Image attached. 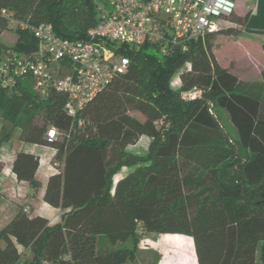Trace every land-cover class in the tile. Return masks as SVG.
Listing matches in <instances>:
<instances>
[{
    "label": "trees",
    "instance_id": "obj_1",
    "mask_svg": "<svg viewBox=\"0 0 264 264\" xmlns=\"http://www.w3.org/2000/svg\"><path fill=\"white\" fill-rule=\"evenodd\" d=\"M5 9L30 24L50 23L69 40L87 39L98 20L94 0H0V57L38 48L35 36L20 29L15 45H4L11 30ZM250 16L230 21L244 26ZM218 33L241 31L231 26ZM213 35L190 42L188 51L172 45L166 55L159 44L124 47L126 73L76 117L64 111L61 93L42 99L28 81L0 88V114L22 130L20 140L55 150L59 170L43 199L65 211L54 226L43 216L17 213L0 231V264L29 255L26 264H126L136 260L144 233L192 238L198 264H257L263 244L264 264V71L258 81L230 73L216 59ZM176 74L182 91L171 87ZM193 89L201 97L184 100L182 93ZM218 111L228 115L235 139ZM50 128L59 133L54 141L46 140ZM143 137L150 140L146 157L130 149ZM10 139L7 131L0 135V150ZM39 167L38 155L21 151L12 171L37 192ZM123 167L129 171L114 181ZM100 238L114 248H98ZM126 242L131 246H118ZM182 264H191L190 256Z\"/></svg>",
    "mask_w": 264,
    "mask_h": 264
},
{
    "label": "built area",
    "instance_id": "obj_2",
    "mask_svg": "<svg viewBox=\"0 0 264 264\" xmlns=\"http://www.w3.org/2000/svg\"><path fill=\"white\" fill-rule=\"evenodd\" d=\"M98 20L85 40L58 36L50 23L38 25L17 19L2 10L11 30L30 31L38 41L33 53L9 51L0 57V88L28 81L42 98L52 93L66 96L64 111L71 117L92 101L119 74L129 68L126 47L159 44L166 55L169 47L204 40L230 27L237 9L236 0H94ZM187 67H190L188 64ZM179 86L181 82L179 79ZM198 89L182 93L184 100H196ZM59 133L50 128L46 140Z\"/></svg>",
    "mask_w": 264,
    "mask_h": 264
},
{
    "label": "rangeland",
    "instance_id": "obj_3",
    "mask_svg": "<svg viewBox=\"0 0 264 264\" xmlns=\"http://www.w3.org/2000/svg\"><path fill=\"white\" fill-rule=\"evenodd\" d=\"M237 9L235 12V17H239L244 19L248 13H252L256 8L257 0H236ZM234 18V17H233ZM233 20V19H232ZM234 26L239 29L242 33L244 30V26L231 22L230 27ZM241 36V34H240ZM239 35H226L216 33L213 35L211 41L214 47V54L216 56L217 61L222 65V67L226 68L233 75L241 78L245 81H258L261 78V73L264 71V56L262 55V51H260L259 44H254L250 40L240 39ZM243 37H246L243 35ZM264 38V35H263ZM18 39V35L14 32V30L4 32L1 40L4 45L8 48H12ZM262 43L264 41H261ZM187 67V66H186ZM179 77L176 76L172 80L171 87L174 91H182L179 86ZM34 92L32 89H30ZM218 114L221 118L223 126L226 131L232 136L233 139L236 138V131L231 125L228 115L222 111H218ZM133 115L140 120H143V116L134 112ZM9 132L11 134V139L3 149L4 158H8V152L12 151L10 148H14L13 151L22 148L23 144L20 140V135L22 134V130L14 126L8 121H5L0 114V135L3 132ZM146 141V140H144ZM24 143V142H23ZM130 149L141 157H146L148 154V144L140 143L135 147H130ZM129 169L127 167H123L119 170L117 174L114 175V181H117L119 178L124 176ZM2 190H0V198L2 197ZM37 192H34L36 194ZM5 200H0V231L7 225V220L11 217L13 206H9ZM29 209L27 210L26 208ZM36 207V206H35ZM32 205H18L16 208V215L20 211L25 212L31 217H34L33 213L30 212L32 209H35ZM43 207H41V213L43 212ZM37 208V207H36ZM65 211H58L51 216L50 226H54L62 222V217ZM15 215V216H16ZM142 234V233H141ZM172 234H157V233H149L142 234L140 236V240L138 243L137 249V258L135 261H129L126 264H182L184 260L188 259L190 256L191 264L197 263V257L195 252L194 241L190 237L181 236L180 238H174L175 236H169ZM4 244L3 242H1ZM262 245L260 244L257 264H263L261 260V249ZM121 247H130L131 242L120 243ZM183 247L186 249L187 254H182V252H178L179 248ZM98 248L100 249H111L112 244L107 242L105 238H100L98 241ZM23 251V248H20ZM178 249V251H177ZM190 254V255H188ZM32 259V256L29 255L25 258L21 259L19 264H26L28 261ZM177 259V260H176ZM183 261V262H182Z\"/></svg>",
    "mask_w": 264,
    "mask_h": 264
},
{
    "label": "crops",
    "instance_id": "obj_4",
    "mask_svg": "<svg viewBox=\"0 0 264 264\" xmlns=\"http://www.w3.org/2000/svg\"><path fill=\"white\" fill-rule=\"evenodd\" d=\"M243 35H245L246 37H243ZM263 35H264V0H257L256 8L251 13V16L247 24L245 25L244 30L241 33V36L240 35L239 36L240 39L246 38L247 40H250L254 44H259L258 47L260 46V51H262V55L264 56V52L262 50V44L264 42L263 43L261 42L264 41ZM141 142L144 144H148L149 146L150 140L146 137H143L138 142V144H140ZM21 143L23 144V146L20 149L13 151L14 148L13 147L10 148V150L12 151L8 152L7 155L8 158L6 159L3 156V149L6 143L0 150V160L5 163L4 170L0 172V190H2L3 192L0 200L2 201L5 200L4 202L9 204V206L10 205L13 206L11 217H9L7 222L8 221L10 222L15 217L17 206L23 204L28 206L33 205L34 207L36 206L37 208L35 207V209H32V211H30L33 213L34 217L43 216L49 219L50 221L51 216L49 215L54 214L55 211L56 212L63 211L61 209H57L48 205L47 203L44 202L43 199L49 177L54 173L58 172L59 170L58 164H54L52 162V159L55 154V150L47 146L26 144L23 142ZM135 146H131V147H135ZM21 151L32 153L40 157V167L36 174V178L40 183V188L36 194H34V191L32 190L29 183L24 181H18L16 175L12 171L13 162L15 160L16 154ZM42 205L45 206L43 207V212L45 213H41ZM26 209L28 210L29 207ZM181 236L183 235H180V237Z\"/></svg>",
    "mask_w": 264,
    "mask_h": 264
}]
</instances>
